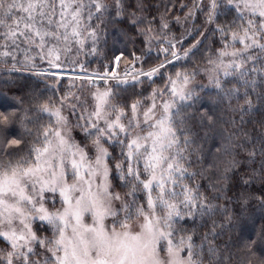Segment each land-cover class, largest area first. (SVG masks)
Returning <instances> with one entry per match:
<instances>
[{"label": "snow or ice", "instance_id": "snow-or-ice-1", "mask_svg": "<svg viewBox=\"0 0 264 264\" xmlns=\"http://www.w3.org/2000/svg\"><path fill=\"white\" fill-rule=\"evenodd\" d=\"M226 2L239 10L240 19L244 20L245 15L249 18L240 26V32L230 33L232 45L238 42L243 47L228 51L225 43L217 50V61L209 60L213 67L205 69L210 83L222 91L216 73L222 70L224 76L244 79L245 63L256 59L244 54L250 49L264 52V0ZM209 7L208 23H212L218 0H211ZM136 8L144 11L143 0H137ZM110 9L117 16L123 15L124 0H0V64L13 62V70H20L16 64H21L36 76L55 78L61 73L54 70L64 67L61 53H71L73 45L79 53L91 40L92 52L97 51L99 37L92 23ZM145 19L137 17L132 23L135 26ZM161 26L168 28L167 23ZM150 31L142 29L140 34ZM215 31L228 40L229 26H217ZM201 42L176 51V43L168 41L169 47L158 50L165 59L150 67H146L147 58L142 60L133 53L123 76L119 71L123 53L115 56L104 72L81 77L89 84H104L103 90L96 87L91 93V110L78 111L86 101L71 94L59 98V107L52 106L51 101L39 104L37 111L47 113L50 123L42 126L30 143L14 133L15 127L26 128L31 122L30 109L0 110V240L8 245L0 248V264H204L205 254L209 264L219 260L214 246L205 249L204 243L193 244L192 235H181L185 229L178 227L186 216H194L197 211L205 215L215 207L201 195L199 185L193 189L185 183L197 175L189 171L198 151L194 145L199 133L194 127L215 123L207 111L199 115L187 111L199 99L195 87H203L193 84L200 69L165 75L168 66L194 54L192 50ZM177 43L182 45L183 40ZM229 56L233 59L224 63ZM155 78L166 83L163 88L153 89L148 97L128 103L122 95L128 91L122 85L134 89L145 81L155 83ZM244 83L255 82L244 79ZM238 92L233 88L225 94ZM70 98L77 103L69 104ZM245 104L251 111V101L245 99ZM65 106L75 117L72 127L63 115ZM239 110L245 109L241 106ZM75 129L82 133L79 141L73 136ZM28 135L33 133L29 131ZM227 139L231 141L232 134ZM260 143L264 145V138ZM22 146H26L24 154ZM222 149L226 153L235 151L228 143ZM256 154L255 149L250 151L249 160ZM260 154L264 155V147ZM196 160L202 157L197 155ZM239 163L234 157L226 161L220 179L226 182L228 173L235 171ZM261 167L264 169V164ZM242 183L247 185L252 180L242 178ZM117 186L127 190L116 191ZM138 193L144 194L143 203L138 202ZM256 199L264 204V196ZM109 218L111 224L106 223ZM35 221L49 225L52 235L39 236L33 228ZM204 241H208V234ZM257 243H264V228L244 246L250 257L264 264V256L255 250Z\"/></svg>", "mask_w": 264, "mask_h": 264}, {"label": "trees", "instance_id": "trees-1", "mask_svg": "<svg viewBox=\"0 0 264 264\" xmlns=\"http://www.w3.org/2000/svg\"><path fill=\"white\" fill-rule=\"evenodd\" d=\"M108 2L111 3V0ZM136 2L137 0H124L125 11L121 16H117L115 11L110 9L100 19L94 20L92 27L96 28L99 37L96 44L97 51L92 52V42L89 41L79 53L74 55L75 60L71 63L88 70L104 71L105 66H109L115 56L123 53L124 59L121 60L119 68L122 69L127 62H131L133 53L145 54L143 41L148 36L158 44L165 39L175 42L177 51L189 49L197 41H202L192 50L194 54L179 63L174 62V66H168L165 75H174L176 71L181 70L191 72L200 69L195 80L198 81L196 85L203 87H195L199 99L187 111L197 112V115L199 112L207 111L215 123L209 126L206 122L203 127H194V131L199 133L194 145L198 151L192 157L193 163L189 166V171H195L197 175L186 180L185 183L193 189L199 185L201 195L215 207L211 213L205 215L197 211L194 216H186L184 220L178 222V227L185 229V232L180 233L181 235H192L193 244L204 243L205 249L212 245L218 250L219 260L213 261V264H247L249 259L252 260V264H258V260L250 257L244 246L256 239L257 233L264 228V204L256 199L258 196H264V169L261 167L264 164V155L260 154V148L264 147L260 143L264 138V71H261L264 69V52L260 49H250L244 54L256 57L254 61L249 60L244 65L247 71L244 79L254 81V84H245L244 79L238 75L219 74L218 78L223 85L222 91L210 83L205 71L211 66L209 60L217 61V50L222 49L225 43L228 44V49L230 46L243 47L238 42L232 45L230 33L240 32V26L249 17L245 15L244 20L240 19L239 10L233 5H228L226 0H218L219 7L216 9V17L212 23H208L211 0H172L171 3H168V0H143L142 12L137 10ZM181 5L186 7L182 8ZM133 12L136 13L135 16L132 15ZM189 12L192 15L189 16ZM162 16L163 20H161ZM137 17L146 19L144 23L134 26L132 21ZM148 21L153 23L149 24ZM162 23H167L168 28H162ZM224 25L229 26L227 41L222 39L221 33L215 31L217 26ZM147 28L151 31L141 35L140 30ZM181 40H183L182 45L177 43ZM145 58L148 59L146 67H150L162 62L165 56L156 50L149 52ZM170 58L171 56L167 57ZM18 59L23 57L18 56ZM12 63L0 64V110L30 109L28 116L31 122L26 123V128L17 126L14 129V133L23 135L29 143L42 126L50 123L47 113L37 111L39 104L51 101L52 106L59 107V98L66 94L76 97L84 84L87 83L88 87L94 85L82 80L81 77H39L21 64H16V69L20 70H13ZM36 63L38 66L41 64L39 60ZM45 65L47 64L42 66ZM253 68L256 69L255 72L252 71ZM165 83V80L155 78V83L145 81L143 84H137L134 89L122 85V88H128V91L122 95L126 97L128 103H131L148 96L153 89L163 88ZM233 88L239 90L238 94L234 93L232 96L225 94L227 90ZM245 99L251 101V111L247 110ZM73 100L70 98L69 104H74ZM241 106L245 109L243 112L239 110ZM83 108L78 106L77 110L82 111ZM63 115L69 118V127L75 125L76 120L70 115L69 107L65 106ZM232 121H235V124ZM29 131L33 135H28ZM205 132L208 133L207 136L204 135ZM229 134L233 136L231 141L227 139ZM73 136L79 141L82 133L79 129H75ZM225 143L230 144L235 151L224 152L222 145ZM253 149L257 154L254 159L249 160L248 153ZM25 151L26 146H22L21 154ZM197 155L201 156L202 160L197 161ZM233 157L240 162L239 167L228 173L229 179L226 182L222 181L220 177L224 172L225 163ZM242 178L251 179L252 183L245 185L242 183ZM115 183L119 185V181ZM213 185H216L215 189ZM115 190L127 189L117 186ZM143 195V193L137 194L139 203H143ZM106 222L111 224V218ZM33 228L38 230V235L41 237L52 235L51 228L46 223L35 221ZM205 234H208L207 242L204 241ZM7 247L8 245L0 240V248ZM38 250L43 251L42 248ZM255 250L260 256H264V243H257ZM204 264H209L207 254L204 256Z\"/></svg>", "mask_w": 264, "mask_h": 264}, {"label": "rangeland", "instance_id": "rangeland-1", "mask_svg": "<svg viewBox=\"0 0 264 264\" xmlns=\"http://www.w3.org/2000/svg\"><path fill=\"white\" fill-rule=\"evenodd\" d=\"M149 38H151V36H148L144 41H143V44H144V48H143V51L145 52L144 55H142V52H137V53H134L136 54L138 57H141V59L143 60L145 57H146V53L148 54L149 53V49H151L150 52L152 51H156V50H159V49H162V48H167L169 47L168 45V40H163L161 41L160 43L161 44H158V42H153L152 41V38H151V41L149 43ZM91 40H88L87 42H89ZM86 42V43H87ZM175 43V42H173ZM233 48L235 49H241V48H236V47H233V46H230L229 49H227L228 51H232ZM173 50H176V49H173ZM177 51V50H176ZM76 46L73 45V49H72V52L71 53H68L67 55H65L64 53H61V61L64 62V67L62 69H69V70H74L77 74H73V75H69V74H60L59 76H72V77H85L91 73H94V72H104V71H98V70H88L87 68H83L79 65H76V64H73L71 62H73L74 59V55L76 54ZM34 54V53H33ZM121 54V53H120ZM119 54V55H120ZM172 59V57L170 58ZM169 59V60H170ZM233 58L232 57H225L224 58V63H228L232 60ZM237 60H239V57H236ZM69 62V64H68ZM128 63V62H127ZM126 63V64H127ZM131 63V62H130ZM128 63V64H130ZM121 65V64H120ZM43 67H48L47 65L43 66ZM139 67V65H138ZM213 67V65L207 67V69H211ZM120 68V66H119ZM124 67L122 69H119V71L123 70ZM206 74L208 75V73L206 72ZM219 74H223V71H219L218 73H216V75L218 76ZM209 77V75H208ZM198 83V81H196L194 79L193 81V84L196 85ZM96 87H100L101 90L104 89V84L102 82H97L96 84H94L93 86H87V83L84 84L83 88L81 89L80 88V91L79 93L77 94L76 98H79L80 101H86V103L83 104V107L84 108H88L89 110H91V105L93 103V100H92V97H91V93L93 91H95ZM149 96V95H148ZM148 96H145V97H148ZM143 97V98H145ZM141 98V99H143ZM167 99V97H165ZM137 100V99H136ZM74 103H77V100L74 99L73 100ZM84 108L82 109V111L84 110ZM107 223V222H106Z\"/></svg>", "mask_w": 264, "mask_h": 264}, {"label": "water", "instance_id": "water-1", "mask_svg": "<svg viewBox=\"0 0 264 264\" xmlns=\"http://www.w3.org/2000/svg\"><path fill=\"white\" fill-rule=\"evenodd\" d=\"M54 71H59L61 74H77L74 70H69V69H60V70H54Z\"/></svg>", "mask_w": 264, "mask_h": 264}, {"label": "built area", "instance_id": "built-area-1", "mask_svg": "<svg viewBox=\"0 0 264 264\" xmlns=\"http://www.w3.org/2000/svg\"><path fill=\"white\" fill-rule=\"evenodd\" d=\"M135 55H136V54H135ZM136 56H137V55H136ZM129 72H130V73L132 72V69H131V68H129ZM120 74H121V76H123V74H124V69L120 71Z\"/></svg>", "mask_w": 264, "mask_h": 264}]
</instances>
